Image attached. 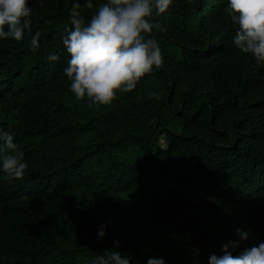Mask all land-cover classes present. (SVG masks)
<instances>
[{
    "label": "trees",
    "instance_id": "obj_1",
    "mask_svg": "<svg viewBox=\"0 0 264 264\" xmlns=\"http://www.w3.org/2000/svg\"><path fill=\"white\" fill-rule=\"evenodd\" d=\"M76 2L87 23L106 0ZM72 4L29 0L30 33L0 40V128L27 163L0 171V264H90L115 240L130 264H209L237 229V253L264 241V62L233 46L227 0L154 15L162 64L107 105L63 74Z\"/></svg>",
    "mask_w": 264,
    "mask_h": 264
},
{
    "label": "clouds",
    "instance_id": "obj_2",
    "mask_svg": "<svg viewBox=\"0 0 264 264\" xmlns=\"http://www.w3.org/2000/svg\"><path fill=\"white\" fill-rule=\"evenodd\" d=\"M173 0H106L85 22L81 5L73 0L62 44L68 54L63 74L69 79V89L77 99L88 98L94 104L107 105L116 90L132 91L144 74L162 64L161 48L156 39L145 34L153 29L163 31L151 18L166 12ZM85 7L93 8L92 0ZM227 12L238 25L232 37L233 46L250 53L259 64L264 62V0H227ZM32 7L29 0H0V40L21 41L30 33ZM41 33L31 35V50L37 51ZM55 61L57 56L49 54ZM149 98L157 96L148 91ZM158 98V97H157ZM24 153L14 142V134L0 128V171L14 179L24 176L27 163ZM106 224L98 229V242L106 234ZM240 240L221 245L222 255L212 254L209 264H264V241L237 253L240 241L249 233L237 229ZM114 247L97 254L90 264H130L127 254H121L118 240ZM237 253V254H234ZM146 264H166L162 257L147 259Z\"/></svg>",
    "mask_w": 264,
    "mask_h": 264
}]
</instances>
